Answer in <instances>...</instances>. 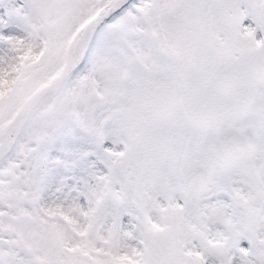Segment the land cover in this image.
Instances as JSON below:
<instances>
[{"label":"snow or ice","instance_id":"obj_1","mask_svg":"<svg viewBox=\"0 0 264 264\" xmlns=\"http://www.w3.org/2000/svg\"><path fill=\"white\" fill-rule=\"evenodd\" d=\"M0 264H264V0H0Z\"/></svg>","mask_w":264,"mask_h":264}]
</instances>
